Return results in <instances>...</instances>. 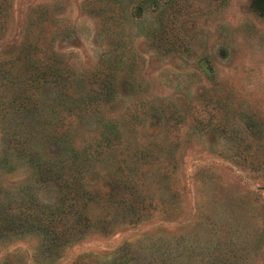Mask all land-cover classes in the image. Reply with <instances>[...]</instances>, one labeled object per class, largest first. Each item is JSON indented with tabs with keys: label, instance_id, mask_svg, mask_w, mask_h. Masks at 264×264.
Masks as SVG:
<instances>
[{
	"label": "rangeland",
	"instance_id": "obj_1",
	"mask_svg": "<svg viewBox=\"0 0 264 264\" xmlns=\"http://www.w3.org/2000/svg\"><path fill=\"white\" fill-rule=\"evenodd\" d=\"M49 162L0 264H264V0H0V203Z\"/></svg>",
	"mask_w": 264,
	"mask_h": 264
},
{
	"label": "trees",
	"instance_id": "obj_2",
	"mask_svg": "<svg viewBox=\"0 0 264 264\" xmlns=\"http://www.w3.org/2000/svg\"><path fill=\"white\" fill-rule=\"evenodd\" d=\"M82 102L85 104V99H83ZM22 103L23 102H19L18 105L22 106ZM52 164V162H49L45 165H38L35 169V173L44 182L51 181L61 184L63 191H60L61 195L59 194L60 201H56V204L39 203L35 200V195L33 196L34 193H32V195L24 194L25 188L16 190L15 195L16 193L23 194L19 198H15V195L11 197L10 194L5 193L6 195L3 198V203H0V223H7L10 232L17 234L27 231H43L54 239L58 235V229L56 228L54 218H57L62 212H59L57 215L55 211L73 202L71 200L74 197V193L77 191V181L70 174L59 179L61 177L55 175L57 174V170L55 171ZM38 206H40L41 211L36 210ZM3 208L6 209L2 210ZM8 210H14L15 214L7 217V214L4 213L6 216L4 217L2 212H7Z\"/></svg>",
	"mask_w": 264,
	"mask_h": 264
}]
</instances>
